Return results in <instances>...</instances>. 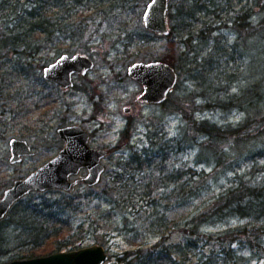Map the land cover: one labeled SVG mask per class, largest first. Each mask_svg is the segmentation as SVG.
<instances>
[{
  "label": "rangeland",
  "instance_id": "374dc122",
  "mask_svg": "<svg viewBox=\"0 0 264 264\" xmlns=\"http://www.w3.org/2000/svg\"><path fill=\"white\" fill-rule=\"evenodd\" d=\"M121 1L115 5L109 0H0V197L16 179L58 154L65 144L58 134L61 127L83 125L90 131L91 146L108 150L103 160L106 171L95 186L81 182L73 191H34L12 207L0 221V263L76 249L58 250L69 240L80 245L77 248L102 245L109 259L132 264L136 251L145 254L160 243L161 230H166L165 244H186L187 222L240 176L248 183L264 184L262 149L251 152L247 145L225 141L224 152L215 154L203 134L189 143L184 137L188 120L180 109L185 107L198 121L223 126L243 120L238 110L202 106L213 85L205 78L230 79L236 70L230 63L219 65L223 51L210 62L205 60L218 41L232 44L236 30L208 32L207 26L242 15V8L251 7L253 0H171L168 36L145 27L143 15L151 0ZM41 16L50 20L48 32L36 26L25 36L30 38L27 44L17 48L29 54L12 52L13 45L2 47L10 31L24 32ZM78 53L90 56L95 66L86 74L77 73L71 87L44 78L45 66L64 54ZM165 59L179 73L169 99L160 104L139 100L143 85L129 76V67ZM217 85L223 88V98L237 92L240 83L225 79ZM129 121L134 129L128 144L122 132ZM13 138L26 139L34 154L11 163ZM87 174L84 168L73 179ZM38 211L54 213L48 230H60L41 245L21 224L27 212ZM262 225L264 220L241 214L205 223L184 249V264H196L199 256L204 260L212 256L223 264L230 256L224 253L221 241L226 239L221 233L245 226L248 237L232 245L235 253L242 264H264Z\"/></svg>",
  "mask_w": 264,
  "mask_h": 264
},
{
  "label": "trees",
  "instance_id": "16d2710c",
  "mask_svg": "<svg viewBox=\"0 0 264 264\" xmlns=\"http://www.w3.org/2000/svg\"><path fill=\"white\" fill-rule=\"evenodd\" d=\"M109 1H115V5L123 3L121 0ZM123 1L126 3L128 0ZM37 21L38 22H32L28 30L24 32L10 31L4 38L2 47L13 45L15 47H13L12 52H20L25 55L29 54L26 51L17 50L20 45L27 44L25 42L26 40H30V38L26 39L25 36L29 37L31 31H34L38 25H40L42 31L48 32L49 30L48 26L50 20L41 16ZM214 21L210 22L207 26L208 32L231 27L236 30L237 39L229 45L220 44L218 41L210 48L207 56H205V60L210 62L220 51H223V54L218 56L219 65L222 63L221 66L228 67L230 63L232 69L233 67L236 68L234 72H230L232 75L230 79L228 77L226 78V75L224 78L229 82H239L240 85L237 92L233 94L229 93L222 98L221 95L224 92L221 93L220 91H222L223 88L217 84L223 83L225 79L223 80V78H220V75L216 77L209 75L205 79L206 82L211 81L213 83L209 89L211 96L205 100L202 106L203 108L213 110H238L243 114V120L236 125L228 126L211 123L208 119L198 121L193 118V114L189 113L185 107H180L185 118L188 120V124L184 130V137L188 138L190 143L197 140V134L205 135L207 137L206 145L212 149L215 154L223 153L225 148L224 142L230 141L231 143H236L237 146H249L251 152L262 149L259 155L264 156V146H261V144L264 143V0H253L251 7L242 8V15L229 17V19L224 20V22H219L220 24L216 23L214 25ZM51 25H54V22ZM223 59H226V61H223ZM165 61L172 63L171 60L165 59ZM226 69L228 70V68ZM133 129L134 126L132 122L129 121L126 129L122 132V140L126 141V143H128L127 141H129ZM138 159L140 158L137 157V160ZM137 160L135 158L131 161ZM140 162L143 163L142 160H140ZM233 214H241L244 217H254L257 220H264V184H251L245 181L243 176H240L233 187L218 196L213 200L210 206L194 215L187 222L185 228L189 230L187 234L189 241L186 244H165L167 241L166 230H161L159 231L162 233L160 235V243L152 246L151 251L145 254L141 253L140 250L136 251L134 253L136 256L131 263L184 264L182 256H186L187 254V251H184V249L191 246V238L194 235H198L201 225L210 221L214 222L225 219L227 216ZM54 215V213H43L42 211L31 212L30 214L27 212L21 220V224L29 233V237L31 235L30 238L33 239L37 245H41L45 240L54 236V234H60V230L52 232L48 230L49 220L52 219ZM38 218L41 220L37 221L36 224ZM164 224H166V222H164ZM262 227L264 228V225H262ZM221 234L226 239L221 241L224 253L230 256L223 264H242L241 256L235 253L236 250L232 245L238 239H247V226L239 229H229ZM226 241H228L227 243L229 244L228 248H226ZM65 246L77 248L80 245L76 244V242L65 240V242L59 245L58 250L63 249ZM188 253L190 252L188 251ZM173 256H176V258L174 259ZM217 261V258L212 256L205 258V260L203 256H199V260L196 264H217Z\"/></svg>",
  "mask_w": 264,
  "mask_h": 264
},
{
  "label": "water",
  "instance_id": "95a60500",
  "mask_svg": "<svg viewBox=\"0 0 264 264\" xmlns=\"http://www.w3.org/2000/svg\"><path fill=\"white\" fill-rule=\"evenodd\" d=\"M171 0H151L144 12L145 27L153 32L170 35L168 12ZM95 66V61L87 55L64 54L56 61L44 67V78L57 86L68 89L74 84L77 73L86 74ZM130 77L143 85L139 100L149 103H163L175 88L179 80L177 69L167 61L136 62L128 69ZM126 112L130 107L125 108ZM64 140V147L57 155L32 171L27 177L16 179L13 185L0 197V221L12 207L34 191L60 189L73 191L81 182L88 186L98 184L106 171L103 163L108 150L93 147L90 144L91 134L83 125L72 124L58 129ZM11 163L22 161L23 157L34 154V149L26 139L13 138L10 141ZM86 168L88 174L83 178L73 179ZM0 264H125L118 259H109L102 245L58 251L46 256L27 259H16Z\"/></svg>",
  "mask_w": 264,
  "mask_h": 264
},
{
  "label": "flooded vegetation",
  "instance_id": "af4514ba",
  "mask_svg": "<svg viewBox=\"0 0 264 264\" xmlns=\"http://www.w3.org/2000/svg\"><path fill=\"white\" fill-rule=\"evenodd\" d=\"M168 22H169V19H168ZM170 27V26H169ZM171 29V28H170ZM171 34V33H170ZM60 87V86H59ZM33 148V147H32Z\"/></svg>",
  "mask_w": 264,
  "mask_h": 264
}]
</instances>
